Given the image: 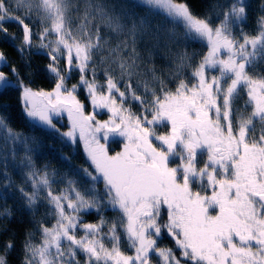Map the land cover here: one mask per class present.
I'll list each match as a JSON object with an SVG mask.
<instances>
[{
	"label": "snow or ice",
	"instance_id": "obj_1",
	"mask_svg": "<svg viewBox=\"0 0 264 264\" xmlns=\"http://www.w3.org/2000/svg\"><path fill=\"white\" fill-rule=\"evenodd\" d=\"M193 2L0 0V33L20 57L9 64L0 50L11 74L0 70V219L13 218L14 190L34 226L16 264H264V0L250 30L247 0L201 11ZM33 53L47 57L50 89L33 86ZM13 91L33 133L81 142L87 167L38 165L43 142L11 125L4 94ZM116 138L122 148L110 154ZM165 235L173 246H161ZM15 248L10 232L0 264H12Z\"/></svg>",
	"mask_w": 264,
	"mask_h": 264
},
{
	"label": "trees",
	"instance_id": "obj_2",
	"mask_svg": "<svg viewBox=\"0 0 264 264\" xmlns=\"http://www.w3.org/2000/svg\"><path fill=\"white\" fill-rule=\"evenodd\" d=\"M209 2H214V0H205V3L202 5L198 2V0H194L193 8L196 11H201L203 7H207ZM249 5L248 8V24L245 25L247 29H251L252 22L255 16L258 14V5L260 0H247ZM9 31L14 33L17 37L20 36V28L18 25L15 24H7ZM176 32H182V29L177 25ZM16 43H19L17 39ZM193 49L197 51H206V48H201L199 44H192L188 47V51L191 52ZM0 50H3L7 56L8 63H16L17 65L20 64V57L13 46L11 40L5 37L2 33H0ZM32 61V68L35 71L36 75L33 77L34 79V87H43L45 89H50L52 87V80L47 76L44 72V65L48 62L47 57L44 55H36L33 53L31 56ZM155 65L158 69H167L169 67V63L165 60L160 58V54H157L154 59ZM261 68H264V65H261ZM6 74L11 77V74L8 72L7 67L0 68ZM77 74H73L71 80H69V84H73L77 80ZM103 80V77H100ZM80 95L85 99V94L83 89H80ZM4 99L11 105L8 109V115L10 117L11 125L16 129H22L26 134L35 135L37 136L43 143L41 147V155L37 158V163H49L52 167L58 169L62 173H69L72 174L75 172V169L80 167H87L86 155L79 147H66L63 146L58 140L53 139L52 136L42 132L40 129H36L33 133L32 129L29 127L28 123L25 121L24 117L20 113L19 105L17 103V95L13 92H8L4 94ZM132 108L134 111L138 110L137 105L132 104ZM63 129H67V125H61ZM160 131H164L163 128H159ZM121 147V146H120ZM57 152H62L64 155L70 157V161L65 163L61 159L57 157ZM13 179L17 182H21V176L18 174L17 170L11 169ZM75 179L80 180L81 178L78 176L74 177ZM81 183L83 181L81 180ZM60 185H55L54 187H59ZM98 187H102V185H98ZM8 207H11L13 210V218L8 220L7 218L0 219V227L6 226L9 229V232H3L0 234V242L4 239H7L10 232L15 233L16 237V248L12 251L10 256V260L12 264H16L17 260L19 259V241L23 238L25 229L33 228V224L31 223L29 213L21 208L20 200H19V193L15 192L14 190L11 192L7 202ZM5 206V201L0 199V210L3 209ZM45 206L41 204L38 208L36 213L37 219H40L42 214L45 212ZM105 215L109 218L116 215V213L112 211H106ZM97 219L96 214L93 212L91 214H87L84 216L85 222H92ZM46 223H52L51 219H47ZM38 235V234H37ZM126 249V245L123 246Z\"/></svg>",
	"mask_w": 264,
	"mask_h": 264
},
{
	"label": "rangeland",
	"instance_id": "obj_3",
	"mask_svg": "<svg viewBox=\"0 0 264 264\" xmlns=\"http://www.w3.org/2000/svg\"><path fill=\"white\" fill-rule=\"evenodd\" d=\"M68 83H69V81H68ZM69 86H70V84H69ZM78 96H79V98H80L81 100H83L84 103H85V112H86V113H87V112H91V111H92V108H91V106L88 104V101H87L86 99H83V97L80 95V90L78 91ZM97 118H98V119H101V120H103V119H107V114H100V115H98ZM58 119H59L58 127L61 128V131H65V130H67V129H63L62 126H61V125H67V126H68V121H67L66 115H65L64 117H61V118H58ZM157 130L160 131L159 128H158ZM120 146H121V147H120ZM75 147H79V148H81V150L84 152V150H83V146H82V143H81V142L78 141V142L76 143ZM109 147H110V149H111V153H110V154L115 153V152H117V151H120L121 148H122V141L120 140V138H116L115 142L110 141V143H109ZM84 153H85V152H84Z\"/></svg>",
	"mask_w": 264,
	"mask_h": 264
},
{
	"label": "flooded vegetation",
	"instance_id": "obj_4",
	"mask_svg": "<svg viewBox=\"0 0 264 264\" xmlns=\"http://www.w3.org/2000/svg\"><path fill=\"white\" fill-rule=\"evenodd\" d=\"M109 152L111 153V149H110V147H109ZM200 159H201V161H203L204 157L201 156ZM160 244H161V246H163V245H167V246H169V247L173 246V242H172L171 239H169L166 235H165L164 238L160 241Z\"/></svg>",
	"mask_w": 264,
	"mask_h": 264
}]
</instances>
